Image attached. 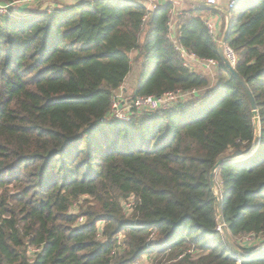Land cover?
Listing matches in <instances>:
<instances>
[{
    "label": "trees",
    "instance_id": "16d2710c",
    "mask_svg": "<svg viewBox=\"0 0 264 264\" xmlns=\"http://www.w3.org/2000/svg\"><path fill=\"white\" fill-rule=\"evenodd\" d=\"M190 4L174 36L172 1L0 13V264H264V249L244 258L226 242L209 180L219 159L242 156L222 163L215 182L225 228L252 252L246 238L264 242V0L238 1L225 40L257 105V142L246 95L207 28L215 9ZM181 49L217 61L213 84ZM133 61L131 98L202 92L113 119Z\"/></svg>",
    "mask_w": 264,
    "mask_h": 264
},
{
    "label": "built area",
    "instance_id": "2783aa9c",
    "mask_svg": "<svg viewBox=\"0 0 264 264\" xmlns=\"http://www.w3.org/2000/svg\"><path fill=\"white\" fill-rule=\"evenodd\" d=\"M18 1L22 3V1L24 0H14L12 2H6L5 4H0V13H7L8 9L11 7L13 8L14 4ZM133 1L143 4L149 11H153L157 9L158 7H160L161 5L165 4L168 1H172L173 3L175 2V0H133ZM198 1L205 6L211 7L207 3H205V0H198ZM238 1L239 0H232L231 9H233L236 6ZM214 3L219 5L222 3V0H214ZM207 28L209 33L214 34V24L212 23V21L209 20L207 21ZM223 50H224V55L227 58L230 65L234 66L236 61V56L232 48L224 44ZM181 55L185 59L186 63H187L186 60L187 57L197 58L193 54H188L183 49H181ZM200 60H202L208 67L213 68L217 66V61L214 59H206V60L200 59ZM121 88L122 87H120V89ZM199 92L200 90L198 89H190V90L177 89V90L164 92L163 94L158 96H154V95L136 96L130 98V100L125 99L122 96L121 97L117 96L114 93V96L111 101V108L109 115L113 119H117L123 122H128L137 114L144 112H151L157 109L168 108L176 102L184 101L186 99H190L196 96Z\"/></svg>",
    "mask_w": 264,
    "mask_h": 264
},
{
    "label": "water",
    "instance_id": "95a60500",
    "mask_svg": "<svg viewBox=\"0 0 264 264\" xmlns=\"http://www.w3.org/2000/svg\"><path fill=\"white\" fill-rule=\"evenodd\" d=\"M229 29V24L227 25L226 30L223 31V37L221 42L218 44V53H219V57L221 59V61L223 62V64L225 65V67L232 73V75L235 77V79L238 81L239 85L241 86V88L243 89L246 98L248 100L250 109L253 113V115L255 116V121H254V125H255V130H256V135H255V142L258 141V135H259V125H258V118H257V105L255 102V99L253 97L252 92L250 91L248 85L245 83V81L242 79V77H240L237 72L234 70V67L232 65H230V63L228 62L227 58L224 55V44H225V40H226V35ZM242 156L239 157H234V158H221L219 159L216 164L212 167V169L210 170L209 173V180H210V186L213 189L214 193H215V199H216V208H217V216H218V223H219V229L220 231L223 233L224 238L226 240V242L229 244V246L236 252L238 253V255L240 257H244L247 258L249 256H251L252 254H255L261 250L264 249V242L260 243L252 252L250 253H244L242 251H240L236 245L234 244L233 240L231 239V236L229 234V232L227 231V229L225 228V225L223 223L222 220V212H221V200L218 197V194L215 191V179H214V173L216 172V170L218 169V167L225 162L228 161H233V160H238L241 159Z\"/></svg>",
    "mask_w": 264,
    "mask_h": 264
},
{
    "label": "rangeland",
    "instance_id": "374dc122",
    "mask_svg": "<svg viewBox=\"0 0 264 264\" xmlns=\"http://www.w3.org/2000/svg\"><path fill=\"white\" fill-rule=\"evenodd\" d=\"M175 1H177V0H175ZM74 2H76V1L75 0H30V1L24 0V1H22V3H20L19 1L16 2L14 4L13 8L17 9V5H19V6L22 7L23 10L24 9L25 10H34V9H36L38 11L39 10L40 11H42V10L51 11L55 6L56 7L58 5L60 6V3L72 4ZM190 3L197 4V0H194V1L190 2ZM190 3H188V4L191 5ZM189 5H187L186 2H183V4L180 6V9H182V8L187 9ZM173 19H175V17ZM212 75L213 76H208L211 79V84L213 83V77L215 78V73H213ZM128 77H129V79L133 80V82H134L133 85H134L136 83V81H137V76L134 75L133 68H131V70H130V72L128 74ZM121 87H122L121 89L119 88L115 92V95L120 96V97L122 96L123 98L130 100L131 92H126L124 90L125 85H122ZM201 92L202 91H200L199 94ZM133 110H132V112H133ZM214 179L216 181V172L214 173ZM215 184H216V182H215ZM215 191H216L217 194L220 193V187L217 184L215 185ZM72 210L76 211L77 209L74 208ZM99 225H101V224H99ZM260 241L261 240L259 238L258 239H254L253 237H248V238L245 239V242H247L248 245H259ZM143 261H145V260H143ZM143 261H142V263H143Z\"/></svg>",
    "mask_w": 264,
    "mask_h": 264
},
{
    "label": "crops",
    "instance_id": "0c3cea01",
    "mask_svg": "<svg viewBox=\"0 0 264 264\" xmlns=\"http://www.w3.org/2000/svg\"><path fill=\"white\" fill-rule=\"evenodd\" d=\"M75 1H77V0H75ZM192 1H194V0H177V1H175L173 3L174 4V10L171 12V25H170L171 31H172V36H174L175 30H176L175 19H173V18L177 15V13H179L182 10H184V8L180 9V6L183 4V2H186L187 5H188V3L192 2ZM197 3L201 4L198 0H197ZM207 19L209 21H212V23L214 24V21H213L211 16H208ZM136 55H137V51H134V52L131 53V56L133 58ZM186 60H187V64L189 65V67L192 70L197 71L199 73H202L208 79H210L208 76H213L212 75L213 73H215V76H216V67H213V68L208 67L202 60L194 58V57H187ZM131 68H133V73H134L135 76H137V80H138L139 73H140V70H141V63L133 61ZM214 79L215 78L213 77V83L215 81ZM210 81H211V79H210ZM133 83H134L133 80L129 79V77L127 75L125 80H124V83H123V85H125L124 90L126 92L133 93V91H134V89L136 87L137 81H136V83L134 85H133Z\"/></svg>",
    "mask_w": 264,
    "mask_h": 264
},
{
    "label": "clouds",
    "instance_id": "9594fccd",
    "mask_svg": "<svg viewBox=\"0 0 264 264\" xmlns=\"http://www.w3.org/2000/svg\"><path fill=\"white\" fill-rule=\"evenodd\" d=\"M232 0H222V3L217 5L214 0H205L209 6L215 9V12L209 13L214 21V39L219 44L223 37V31L226 30L230 22V18L234 15L231 9Z\"/></svg>",
    "mask_w": 264,
    "mask_h": 264
}]
</instances>
